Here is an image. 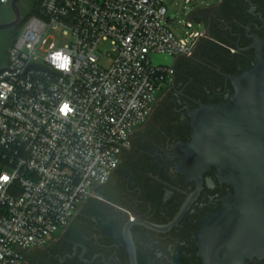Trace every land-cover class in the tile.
Listing matches in <instances>:
<instances>
[{"label": "built area", "instance_id": "built-area-1", "mask_svg": "<svg viewBox=\"0 0 264 264\" xmlns=\"http://www.w3.org/2000/svg\"><path fill=\"white\" fill-rule=\"evenodd\" d=\"M168 2L37 0L0 65V264H22L111 179L173 80L150 56L192 55L205 30L188 21L175 39ZM52 29L67 44H48Z\"/></svg>", "mask_w": 264, "mask_h": 264}, {"label": "flooded vegetation", "instance_id": "flooded-vegetation-1", "mask_svg": "<svg viewBox=\"0 0 264 264\" xmlns=\"http://www.w3.org/2000/svg\"><path fill=\"white\" fill-rule=\"evenodd\" d=\"M29 1L18 4L20 12ZM213 9L197 13L207 27L197 42L205 38L217 48H212L213 65L207 69L219 86L210 90V83L204 88L201 96L205 99L178 93L183 101L177 96L173 113L180 115L181 122L167 130L154 128L157 142L155 149L141 152L145 161L137 166L119 165L108 183L95 189L86 201L97 204L87 218L90 223L81 229H62L47 245L29 251L22 264H202L195 242L199 223L205 215L217 212L221 199L232 190L218 182L214 170L203 174L199 183L186 181L175 172L171 148L189 140L188 111L198 104L227 100L232 87L226 77L248 68L255 59L254 38L264 39V0H222ZM12 20L10 12L7 18L0 17V26ZM12 30L0 31V48ZM6 59V55L1 57L0 65ZM242 230L244 241L239 245L231 240L228 259L238 262L241 246L244 264H264V229Z\"/></svg>", "mask_w": 264, "mask_h": 264}, {"label": "water", "instance_id": "water-1", "mask_svg": "<svg viewBox=\"0 0 264 264\" xmlns=\"http://www.w3.org/2000/svg\"><path fill=\"white\" fill-rule=\"evenodd\" d=\"M22 1L10 0L13 20L1 25L0 31L22 22L18 9ZM252 47L256 50L253 63L240 74L226 77L232 87L227 100L198 104L188 111L189 140L171 148L175 172L186 181L199 183L203 174L214 170L218 182L232 190L221 199L218 211L199 223L195 242L202 264H244L241 246L238 262L228 259L229 243L241 245L242 229H264V39L254 38ZM150 59L154 67L173 68L176 62L165 55ZM4 70L0 67V73Z\"/></svg>", "mask_w": 264, "mask_h": 264}, {"label": "rangeland", "instance_id": "rangeland-1", "mask_svg": "<svg viewBox=\"0 0 264 264\" xmlns=\"http://www.w3.org/2000/svg\"><path fill=\"white\" fill-rule=\"evenodd\" d=\"M221 2L222 0H193L189 5H185L183 0H169L166 5L167 17L170 19V22H168V27L171 30L174 38L181 39L185 32L190 31L185 27V23L188 21L193 24V30L204 29L207 31V27L202 21L198 20L199 16L195 17V13H212L215 11L213 7L218 6ZM217 10L219 11L220 8L217 7L216 11ZM9 13L10 10L8 6L0 7V15L2 17L7 18ZM22 28V25L17 28L16 37L21 32ZM47 35L48 44L54 43L56 48H61L69 41V37L64 36L60 29H52ZM213 47L214 50H217L215 45L210 44L205 40V38H203L200 43L196 42L194 55L188 58L179 57L176 59L175 65L173 67V80L169 86L170 89L160 93V97L156 99V102L152 105V111L148 117V120L143 126L137 128L132 134L130 140L133 149L131 148L128 152L122 155L120 165L127 167V165L137 166L138 164H141L143 161H145V158L141 152L150 151L152 148H154L153 146L157 142L154 128L156 130L161 128L167 130L169 127L174 128L176 123L181 122L180 115H178V113H176L177 115L173 113V104L175 103L177 96L178 98L180 97L178 93H181L185 96L196 94L199 97L203 95V90L207 89L210 83L212 84L210 90L219 86V83H217L215 80H212L213 76L207 69L208 66L213 65L212 57L215 55L214 51L212 50ZM104 49H106V46L101 48V50ZM180 98L181 101H183L182 97ZM205 98L207 97H203V99ZM165 125L166 127L164 128ZM92 202H94L95 205H88L86 202L77 208V210L74 212V217L67 228L81 229L90 223L87 218L91 214H94V210L96 209L97 205L95 201ZM58 233L59 231L55 233L45 245H47L53 237L57 236Z\"/></svg>", "mask_w": 264, "mask_h": 264}, {"label": "trees", "instance_id": "trees-1", "mask_svg": "<svg viewBox=\"0 0 264 264\" xmlns=\"http://www.w3.org/2000/svg\"><path fill=\"white\" fill-rule=\"evenodd\" d=\"M36 3H37V0H30L28 3H27V6L24 7L22 10H21V14H22V22L19 24V26L15 27L9 34H8V37L7 39H5V42H4V45L0 48V58L3 56L6 55L7 57V52H8V49L10 48V46L13 44L15 38H16V35H17V28L20 27L23 22L30 16V15H33L35 13V6H36ZM0 17H2L0 15ZM7 61V59H6ZM5 61V62H6ZM4 61H2V64H5ZM164 91V90H163Z\"/></svg>", "mask_w": 264, "mask_h": 264}, {"label": "clouds", "instance_id": "clouds-1", "mask_svg": "<svg viewBox=\"0 0 264 264\" xmlns=\"http://www.w3.org/2000/svg\"><path fill=\"white\" fill-rule=\"evenodd\" d=\"M61 55H62V54H61ZM66 64H67V65L70 64V57H67V58H66ZM61 68L64 69L65 67H61ZM61 108H62V110H64L65 112H66V111H70V108H69V106H68L67 103H64V104L61 106ZM3 180H5V177L0 176V181H3Z\"/></svg>", "mask_w": 264, "mask_h": 264}, {"label": "snow or ice", "instance_id": "snow-or-ice-1", "mask_svg": "<svg viewBox=\"0 0 264 264\" xmlns=\"http://www.w3.org/2000/svg\"><path fill=\"white\" fill-rule=\"evenodd\" d=\"M55 60L59 64V66H61V67H66L67 66V64H66V58L65 57L58 55L55 58Z\"/></svg>", "mask_w": 264, "mask_h": 264}, {"label": "crops", "instance_id": "crops-1", "mask_svg": "<svg viewBox=\"0 0 264 264\" xmlns=\"http://www.w3.org/2000/svg\"><path fill=\"white\" fill-rule=\"evenodd\" d=\"M197 13H198V12L195 13V17H197ZM197 19H198V18H197ZM198 20H199V19H198Z\"/></svg>", "mask_w": 264, "mask_h": 264}]
</instances>
